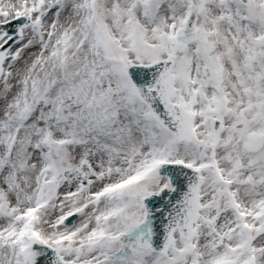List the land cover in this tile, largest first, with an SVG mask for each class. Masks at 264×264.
<instances>
[{"label":"snow or ice","instance_id":"obj_1","mask_svg":"<svg viewBox=\"0 0 264 264\" xmlns=\"http://www.w3.org/2000/svg\"><path fill=\"white\" fill-rule=\"evenodd\" d=\"M0 264H264V0H0Z\"/></svg>","mask_w":264,"mask_h":264}]
</instances>
